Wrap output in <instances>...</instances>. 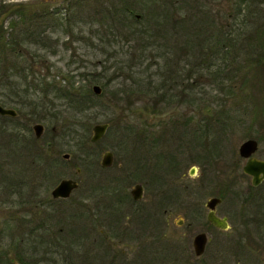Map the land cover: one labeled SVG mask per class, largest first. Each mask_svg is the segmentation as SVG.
Returning a JSON list of instances; mask_svg holds the SVG:
<instances>
[{"label": "rangeland", "instance_id": "rangeland-1", "mask_svg": "<svg viewBox=\"0 0 264 264\" xmlns=\"http://www.w3.org/2000/svg\"><path fill=\"white\" fill-rule=\"evenodd\" d=\"M40 1L0 0L2 10L11 8L0 15L5 36L13 33L9 26L18 21L20 5L68 16L49 40L21 45V38L15 39L0 57V105L17 110L14 120L0 116V264H35L49 257L56 264H101L130 256L128 249L126 256L91 244L94 233L83 240L80 200L100 191L91 176L105 178L112 192L115 178L142 164L146 125L158 137L165 127L175 134L176 120L185 114L198 121V144L196 152L183 149L187 159L181 169L188 174L193 164L196 178L204 181L198 187L200 203L204 207L209 197H221L217 211L229 223L215 240L229 241L231 256L235 252L244 264H264V183L250 187L242 171L246 158L239 154L240 144L253 138L255 156L264 159V47L255 46L257 32L264 35L258 30L264 0L248 6L247 17L246 11L236 12L248 0ZM248 38L255 40L249 44ZM179 75L183 82L176 86ZM22 79L38 91L24 93ZM93 85L101 87V96L92 92ZM106 122L107 133L91 143L93 126ZM35 123L44 126L39 137L32 130ZM176 144L168 139L164 153ZM105 150L114 152L111 168L100 167ZM194 154L197 160L188 159ZM119 160L125 169L118 170ZM67 177L79 187L68 199L53 200L51 191ZM206 213L203 208L201 223ZM76 220L78 226L70 228L69 221ZM60 227L71 232L59 233ZM51 233L57 244L50 248Z\"/></svg>", "mask_w": 264, "mask_h": 264}, {"label": "flooded vegetation", "instance_id": "flooded-vegetation-1", "mask_svg": "<svg viewBox=\"0 0 264 264\" xmlns=\"http://www.w3.org/2000/svg\"><path fill=\"white\" fill-rule=\"evenodd\" d=\"M179 77L181 80L174 82L176 86L183 82L182 76L179 75ZM101 94L102 91L99 96ZM194 116V114H185L183 119L179 118L183 120L182 122L176 120V129L173 130L175 134H170V130L165 127L163 131L159 130V137L157 135L159 132L156 131L155 135L152 125L148 123V128L146 125L143 131L145 140L147 139L144 147V161L140 165H135L139 171L141 170V175L138 173L139 175L136 176V167L133 165L134 167L132 166L125 173L127 177L115 178L118 182L111 184L114 185L112 192L107 189L110 184L105 185V178L104 180L91 176V181H95L96 187L98 184L100 191L84 193V198L80 200V208L77 213L80 216L78 222L81 225V230H84L83 240L87 243L86 233H94L92 242L90 241L91 244L115 249V254L121 252L128 256V253L132 252L127 258H106V261L101 264H106L107 261H110V264H244L235 252H233L234 256H231L232 247L229 241L215 240V234L228 230L216 227L207 219L209 212L207 201L217 196L209 197L203 207L200 203L198 187L200 184L203 185L204 181L200 182L196 178L195 167L192 166V163L188 168V174H185L181 169V166L185 164L184 160L187 159L183 155V149L191 148L192 151H195L198 144L195 137L198 132V121ZM13 117H17V115ZM106 123L109 127V122ZM187 134L191 137L189 138ZM104 135L97 141H92L90 137V142H98ZM168 139L177 141V144L171 147L166 154L163 151V146ZM108 152L112 154V161L110 165L104 166L103 155ZM188 159L195 161L198 159V154L197 157L194 154ZM114 163L113 151L105 150L101 153L100 167L111 168ZM116 164L118 170L125 169L123 160L117 161ZM140 168L143 169V172ZM76 172H80V169L77 168ZM185 175L188 178H185ZM245 176L250 178L251 188L264 183L263 180L258 185H253L251 176L247 174ZM73 180L77 182V187L74 189L76 190L79 187V182L76 179ZM129 184L131 189H128ZM136 186L140 188L134 194L132 190ZM71 194L66 198H54L52 194L51 196L53 200H65ZM89 196H93L95 202L89 200ZM217 198H220V202L222 201L221 197ZM220 202L215 205V214L218 217H226L217 211ZM201 207L207 211L206 219L202 223L200 222L201 210L203 211ZM69 222L72 223L70 228L78 226L77 220ZM184 226L186 227L185 232L177 230ZM35 228L42 231L41 225H37ZM193 228L196 229L193 231ZM189 230H192L191 234H189ZM64 231L69 232L70 229L60 227L58 232ZM214 231L217 232L214 233ZM199 233H204L205 238L200 254L196 252L193 243L194 237ZM35 236L39 237V233L36 232ZM42 237L46 236L42 234ZM48 237L50 240L47 242L48 247H54L57 244L55 233H51ZM126 249L129 250L128 253ZM152 249L156 254L162 253V256H152ZM36 260L38 261L35 264H56L55 260L50 257L42 259V261H39L38 258Z\"/></svg>", "mask_w": 264, "mask_h": 264}, {"label": "trees", "instance_id": "trees-1", "mask_svg": "<svg viewBox=\"0 0 264 264\" xmlns=\"http://www.w3.org/2000/svg\"><path fill=\"white\" fill-rule=\"evenodd\" d=\"M44 2H45V0H44ZM255 3H260V2H259V0H248L246 2L244 9L239 7L238 11L236 12L237 16L240 15L242 13V11H246L247 10L246 8L248 6H251ZM3 7L4 6H0V15H2L3 13L8 14V12L10 11L11 8L5 7V9L2 10L1 8H3ZM25 8H26L25 5H23V6L20 5L19 9H17L18 21L11 23V25L9 26L11 30L13 29V33L12 32L8 33L7 36H5L7 31L5 30V28H3V26H2L3 24L2 25L0 24V57L3 55L4 52H6L7 49L8 50L11 49V47H12L11 43H13L15 41V39L21 38V40H20L21 45L22 44H27V45L36 44V43H38V40L40 42L42 40H49L51 38V34L56 31L55 30L56 28H60V27L64 26L65 23H68V16H64L63 14H60L56 10H49V8L44 7V6H41L36 11H25V10H27ZM251 11L253 12V10H251ZM234 15H231V16L234 17ZM242 16L247 17L248 12L246 11ZM66 28H72V27L69 26V24H68L66 26ZM258 30H261V31L263 30L262 32L264 34V22L260 24ZM69 32H72V30H69ZM257 35L261 36V37L256 38V40L259 44L255 45V46H259L260 48H263L264 47V35L262 36L260 32H257ZM7 38L12 39V41L11 42L6 41ZM247 40H248L249 44H251L253 42V40H255V38L254 39L248 38ZM224 41H226V40H224ZM225 44L227 45L226 42H225ZM24 47L27 49L26 46H24ZM35 55H36V52H34L33 56H35ZM32 71H34V70H32ZM21 82L22 83H18V84H23V86L25 85L24 90H23L24 93L27 94L29 92V89L33 90L31 92L32 95L38 91V88L36 86L34 88L32 86V84L26 83L27 82L26 80L23 81V79H22ZM45 84H47V83H45ZM44 92H45L44 97L47 98V95H46L47 90ZM73 101H75V100H73ZM76 102H77L76 103L77 105L82 104L81 100H76ZM49 104H50V106L51 105L54 106V104H52L50 102H49ZM71 104L73 105L74 103L72 102ZM9 118L14 120L16 117H14V118L9 117ZM15 133H16V136H18V134H20L19 131H17V130L15 131Z\"/></svg>", "mask_w": 264, "mask_h": 264}, {"label": "water", "instance_id": "water-1", "mask_svg": "<svg viewBox=\"0 0 264 264\" xmlns=\"http://www.w3.org/2000/svg\"><path fill=\"white\" fill-rule=\"evenodd\" d=\"M263 62H264V56H263ZM93 92L96 94L101 93V87L99 85H93L92 86ZM0 115H7V116H16L17 111L13 108H7L2 105H0ZM108 123H102V124H95L92 128V141H97L100 139L104 133L107 131ZM35 136L39 137L41 136L44 127L41 123H35L32 127ZM258 149V141L249 138L245 141H243L239 146V154L246 158V161L243 165V172L252 178V184L258 185L261 181L264 180V159L257 158L255 156V153ZM63 158H69V154L65 153L63 154ZM112 161V154L111 153H105L103 155L102 163L104 166L110 165ZM77 187V182L73 179H62L51 191V194L54 198L57 197H68L71 192ZM140 187L136 186L133 188L132 192L136 194L138 192V189ZM220 202V198L212 197L207 201V207L209 209V212L207 214V219L210 223L215 225L216 227H219L221 229H228L229 224L227 222L226 217H218L215 214V205ZM194 247L198 254L201 253L203 249V245L205 243L204 233H199L194 237Z\"/></svg>", "mask_w": 264, "mask_h": 264}]
</instances>
